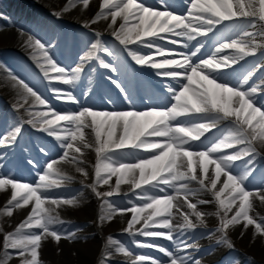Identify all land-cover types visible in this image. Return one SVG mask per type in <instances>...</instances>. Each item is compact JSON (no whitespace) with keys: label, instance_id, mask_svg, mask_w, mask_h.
<instances>
[{"label":"snow or ice","instance_id":"obj_1","mask_svg":"<svg viewBox=\"0 0 264 264\" xmlns=\"http://www.w3.org/2000/svg\"><path fill=\"white\" fill-rule=\"evenodd\" d=\"M77 5H81L82 10L87 9L90 0H66L61 11L55 15L69 12ZM161 5L162 8H157L141 0H101L99 10L84 22L83 27L89 28L101 20H109L107 27L112 29V36L136 65L154 69L158 77L178 81V91L171 86L167 88L174 101L170 107L146 111H97L81 107L79 111L59 113L23 79L8 74L20 98L13 107L17 111L25 110L30 117L27 123L55 137L60 142L63 155L58 161L47 163L35 184L21 182L11 176H0V190L10 189V198L0 215L11 217L14 209L30 206L24 220L12 232L4 233L0 264H8L13 258L10 249L15 250L20 264H40L38 249L43 240L51 238L59 244L62 239L75 238L74 233L55 227L64 223L56 209L61 206L77 207L79 200L75 196L54 199L51 204L55 207L49 208L45 207V193L73 179L57 167L59 162L73 164L78 173L88 175L80 165L84 163V150L89 148H94L96 153L94 183L108 184L113 176L116 177L115 187L107 192H99L96 187L89 186L97 197H111L119 193L120 185L129 184L133 189H141L140 193L133 194L145 201L141 207L133 206L131 209L109 205L110 213L102 219H111L116 213L130 211L133 215L127 221L125 232L172 242L173 247L166 248L155 242L133 241L139 247L155 248L166 257L165 260H158L144 255L133 258L124 245L109 237L114 252L129 258V264H202V260L197 258L202 251L198 239L205 236L211 238L214 233H197V229L206 227L205 217L208 215L199 210V205L213 201L217 205L218 217L216 245L233 248L228 231L237 225L244 230L242 236L249 226H253V236L264 237V217L250 215L254 200L264 204V187L249 189L246 183L254 176V157L264 150V77L252 82L257 69L264 71V63L254 65L237 78L235 84L230 85L222 79L228 71H235L233 66L246 57H254L258 52L264 55V0H189L186 15L175 14L165 0H161ZM225 21L235 22L238 29L236 38L218 44L212 54L202 58L199 53L204 44L198 37H207ZM158 40L172 44L184 41L183 47L189 51L176 53L157 43ZM193 41L196 43L189 47ZM132 44L146 47L150 52L133 50L129 47ZM25 46L32 50L37 66L50 82L72 85L92 61H97L111 72L117 71L99 55L101 52L107 56L114 55L102 43L99 32L95 33L94 42L70 71L58 65L50 55V48L39 39L29 36ZM225 49H231L233 53L219 55ZM37 53L40 55L37 56ZM50 72L55 75H50ZM111 83L125 92L119 81L111 80ZM51 91L57 100L79 103L72 93L56 87ZM36 104L47 107L48 111H30ZM181 117L187 120H181ZM222 121H230L233 127L210 146L203 149L193 147V142L201 141L202 137L207 139L205 134L216 129ZM84 129H91L94 145L86 139ZM21 131L20 122L13 124L5 134L0 135V148L14 145ZM149 137L163 140L153 141ZM126 147L149 152L150 158L127 163L109 155ZM237 161L244 162V170L239 174L234 172ZM29 164L34 162L30 160ZM53 175L58 179H51ZM192 182L199 187H191ZM161 185L172 189L173 193L163 196L148 194V187L164 192ZM200 192L210 193L212 199L193 201L189 198L197 197ZM181 197L183 204L177 203ZM184 205L189 211L182 210ZM174 208L179 213V222L173 219ZM34 229L39 231H32Z\"/></svg>","mask_w":264,"mask_h":264},{"label":"rangeland","instance_id":"obj_2","mask_svg":"<svg viewBox=\"0 0 264 264\" xmlns=\"http://www.w3.org/2000/svg\"><path fill=\"white\" fill-rule=\"evenodd\" d=\"M41 1L42 0H0V4L18 10L21 15L20 19H23V22L26 25L34 26L39 30L43 29L44 31L42 32L47 35L46 38L49 37L51 38V40L59 42L58 46L56 47L58 50L56 48H50V45H52L53 43L50 40V42L47 43L48 47L50 48L51 56H53L52 52L56 54V52H61L62 49L64 50L65 45H69L70 43L71 45H73V41L75 40L82 41V39H84L85 34L87 37L91 38L90 43L94 42V37L92 36L93 34L91 32H83V24L86 20H88V18H81L79 19V21L76 22L73 19H69L68 17L70 16L66 17V15L63 13V15H56V18H50L48 20L43 15L44 9L40 10V8L38 7V4L41 3ZM47 3L48 4H46L47 6L45 7V10L49 11V14L55 15V13L60 12L62 9V2L59 0L56 2ZM50 4L51 6H48ZM41 18H43L44 20L41 21ZM39 21H41V23H39ZM1 24L2 23L0 21V25ZM3 29L4 28L0 26V68L5 67L9 71L15 70L17 72L25 74L24 77H26L27 80H29V78L32 79L27 75V69H29L30 63L26 61V58H24L23 54H21L18 49L8 45V40L4 35ZM224 29H226L225 26L219 28L218 33L223 31ZM2 35L4 36L2 37ZM74 45L75 52L72 53L69 57L67 65H71L75 62L76 57L79 54V51L81 50L79 49V44ZM209 50V46H204L201 49L199 55L201 57H204L208 55ZM234 69L235 71H228L227 74L222 77V79L230 80L231 82L233 81L232 83L237 82V78L241 77L245 71V65L242 64L240 66L235 67ZM9 71L6 72V74H9ZM51 73L52 72H50V74ZM41 75L43 76L42 72ZM171 87L178 90V88L180 87L179 82L174 81ZM149 92L151 93L149 94ZM170 96L164 97L163 95L158 94L156 91L145 87L143 91L139 93V96L133 97L131 101L136 105L161 104L163 106H167L172 100V97ZM45 98L48 104L50 103L49 105L52 104L55 107L59 106V104L57 103V99H55L53 96V93H50V96H45ZM19 99L20 98L17 96V92H13L10 90V83L2 78V72L0 71V135L5 134L9 130V128L16 122H20L21 127L22 125H24V123L28 124L26 121L30 119V117L27 115L25 110L20 109L19 111H17L13 107V105L17 103ZM114 100L117 104L119 103L116 99ZM86 103V100H82L80 101V106H84L86 105ZM93 103L100 104V101L96 100ZM62 106H65L67 109H70L72 111H75L78 107H75L72 104H60V109L62 110L65 109ZM35 107L36 106H33L29 110L32 112H37V107L36 109ZM19 115H23L25 117L21 118L19 117ZM29 130L31 131V138H29L30 141L28 144L24 142V144H15L11 147H5L6 149L0 148V157H2V159H0V176H7L6 170L13 169L10 175L11 177H14L15 179L21 182L35 184L38 182L39 175L43 174L44 170L46 169L47 163H50L53 160L58 161L59 157L63 155V151L60 147V142L52 140V136H49L47 132L38 130V128L33 126H31V128L29 127ZM221 133V129L215 130L214 132H211L206 135L207 139L202 137L201 141L193 142V145H196L199 148H204L205 146H208L209 144H211V142L216 140V138H218ZM20 135H24V132L21 131ZM40 141H42L43 144H41ZM31 145L40 147V154H36L37 152H35V159H33L32 157L28 156L29 151L26 150L27 156L25 155L22 157L20 155V157L22 158L20 159L19 164L12 168L14 161L10 160L11 158L8 155H5L8 154L7 149L10 148L14 149V151L18 150L21 152L22 147L29 148ZM89 150H84V157L82 158L87 159L85 161L83 160L84 163L80 165V167H83L87 171V176L78 173L76 171L75 165L70 163L59 162L57 167L67 174L75 175L77 179H88L90 182V186L96 187L97 191L107 192L115 187L116 180L112 177L108 184L96 185L94 183L95 175L93 170H95L94 167L96 163V153L92 152V150ZM122 154H125L130 160L141 159L150 156V153L146 151L123 152ZM30 160L33 161L34 164H29ZM252 167L254 170V176L250 178L248 184L252 188H255L259 186L260 183H262V178L264 175V172L261 168V160L257 159L256 161H254ZM56 178L57 177L55 175L51 177V179ZM160 187H163L165 191L168 190V188L164 185H161ZM58 188H61V186L53 187L49 191H47L48 194L46 196L47 200L45 202V207L54 208L55 205L51 204V200L68 198L70 196L72 198V196L74 195L73 193L76 192L75 189H72L67 191L66 193L62 192L63 194L60 196L52 194V192L57 191ZM134 192L140 193L141 190L123 194L120 189L119 193H114L111 197H97L95 193L91 191V188H84L83 190H80L79 193L74 195L79 200V206H61L60 208L56 209L59 214V217L63 218L62 221H64V223L62 225H56L55 227L58 230H62L64 232L74 233L75 238L62 239L59 244H57L51 238L43 240L41 248L38 249L40 264H102V262L103 264H129V261L123 260L120 256H118L117 259L111 258L114 253L112 249L113 246L109 243V237L124 245L125 248L127 243L133 242L134 240H139L146 243L155 242L156 244L163 245L166 248H172V242L167 241L163 238H152V240H148V238L146 237L132 235L128 232H125L124 229L127 226V221L131 219L132 215L127 216L123 213H116L112 216L111 219H102V217H106L107 215H109V205L112 207L128 209H131L133 206L141 207L145 201L141 200L137 194H133ZM156 192H160L158 188L153 189L148 187V193L152 194ZM0 197H5V201L3 204L5 206L6 201L10 198V189L7 191L0 190ZM100 201H105L106 204H104L103 206H97V203H99ZM4 206L0 207V211L3 210ZM24 209H14L13 215L11 217H8L6 215H0V229H2V231H0V251L3 250L4 233L12 232L18 226V224L23 221V217L21 215L26 217L30 211V206ZM184 209L183 211H189L186 205H184ZM199 210L208 213V215H206L205 217L206 227L197 229V233L201 231H212L215 233V229L218 225V217L216 216L217 205L214 203L208 204L206 205V207H204L203 205H199ZM252 211L250 212V215H253L255 218L264 217L263 204H254ZM129 213L131 212L129 211ZM173 213L174 221L179 222V213H176L175 211H173ZM231 214L232 213H229V215ZM117 215L119 219L117 218ZM233 230L234 228H231L228 231V237L234 245L233 248H228L226 246H218L215 244L219 233L213 234V236H211L212 239H208V241H206L208 242V244L212 243V249L225 250L226 253L229 252L223 256L216 257L219 263L225 264V259L222 258H228L229 256L239 255L241 256V261L249 262V264H264V237H261L259 235L254 237L252 233L254 231V228L252 231H250L251 233L248 232V236L246 238H244L239 232H234ZM32 231L39 230L34 229ZM205 238L208 237L205 236L204 239ZM95 240L98 242L96 249H94L91 253L87 252L86 248H88V246ZM153 250L154 251H151L152 258H156L158 260L166 259V257H164V255L158 252L155 248H153ZM9 251L13 253V258L8 261V264H20V258H17L15 256V250L10 249ZM141 251L142 249L139 248V252L137 254H133L134 257L140 255ZM203 254H205L204 251ZM200 255H202V252L199 254V256ZM235 257L237 258V256ZM202 264L209 263L202 261ZM227 264H230V262Z\"/></svg>","mask_w":264,"mask_h":264},{"label":"bare ground","instance_id":"obj_3","mask_svg":"<svg viewBox=\"0 0 264 264\" xmlns=\"http://www.w3.org/2000/svg\"><path fill=\"white\" fill-rule=\"evenodd\" d=\"M56 1H58V0H43V1H41V3L39 5H41V6L45 5L46 6V4H48L47 2H56ZM59 1L62 2V7L66 3V0H59ZM100 2H101V0H90V7L89 8L82 10V6L81 5H77L76 8L71 9L69 12H66L64 14L66 16L72 17V19L74 21H76V22L79 21V19H81V18H84V19L88 18V20H89L99 10ZM143 3H145V2H143ZM152 5L156 6L157 8H162L160 0H155ZM188 5L189 4H187V7H188ZM48 6H51V4L48 5ZM175 14H178V15L179 14H184V15H186L187 14V8H186V11L184 13L175 12ZM13 15L18 16L16 9H12L11 10L12 20H11V22L5 24V31H3V32H4L5 37L8 40V44L10 46H12V47L20 49L22 51V53L28 58V61L32 64V66L30 65L29 69H27V75L32 78V79L29 78L32 83L29 80H28V82L25 81L23 79V78H25L23 75H21L22 77H20L19 76V74H21L20 72H18L19 74H17V73H14V74L11 73V74L16 75L20 79H23L26 83L29 84V86H31L34 90H36L38 92V94H41L42 97L45 98V96H47L48 94L51 93V88H53L54 86H58L64 92H69V93H72L73 95H75L79 102H80V97H82V93L84 94V96H83V98H81V100L82 99H89L91 101L102 100V102H100L99 105H94L91 102V103L86 104L84 106V107H89L92 110H97V111H146V110H149V109H152V108H157V109L164 108L162 106H136L133 103H131L130 98L132 96L138 95L140 92L143 91V87H146V86H150V87L156 89L157 91H159L162 94H169L168 91H167V88H168V86L172 85L174 80L158 77L155 74V70L154 69H151L150 67H142V66L136 65L134 61H133L132 66L130 67V66H128V64L125 61L120 59V57H119L120 54L122 56L123 55L124 56H128V54H127L126 51L123 50V46L119 45V43L112 36V34H111L112 29L107 27V24L110 22L109 20H101L100 22L96 23L95 25H92L91 27H89L88 30L90 32L94 33V34L96 32L101 33V41H102V43L106 47H108L110 50H112L114 55L113 56H107L103 52L99 53V55L101 56L102 59H105L106 62H109L114 67H116L117 71L116 72H111L109 69H105V68L101 67L100 64L97 61H92V62H89V64L86 66V71L81 74L82 83H80V85L77 84V81L74 84H72V85H63L62 83H59V82H50L49 80L46 82L43 79L42 80L38 79V74L37 73H40L41 70H40V68L37 66V64L35 62V59H34L33 54H32V50L25 46V41L28 39L29 36H33L34 38L39 39L40 41L44 40L43 43H45L47 46H48L47 43H49L50 41L51 42H54V41L51 40V38H49L50 41H48V39L46 38L47 35L44 32H42V31H44L43 29L39 30L38 28H36L34 26L27 28L26 26L14 25L15 16L13 17ZM119 22L120 21H119V18H118V24H119ZM131 23H136V21H131ZM118 24H117V26H118ZM227 24L230 25V26H235L236 27L235 22H233V21H225V22H223L222 25H217L216 29L218 27H220V26L227 25ZM0 26H2V25H0ZM47 29H48V27H47ZM248 30L249 31H255V29H248ZM52 31H54V30H52ZM237 31H238V29L236 27L234 32L229 33L222 40L214 42L213 45H212L210 54H212V52H214V50L218 46V44L227 42L230 39H235ZM212 34H213V32L209 33L207 37H198V40L201 43L205 44L206 42H208L210 40V37H211ZM4 35H2V37ZM92 36L95 39V36L94 35H92ZM171 39L181 40V38H179V37H171ZM257 39H259V37H257ZM157 43L162 44L163 47L166 48V49L175 50L176 53L189 51L188 48H184L183 47L184 41H182L179 44H172V43H169L167 41L158 40ZM191 43L195 44L196 42L193 41ZM80 44H82L83 48H82V50L79 51L80 55L77 57L78 60H79L80 56L83 55L84 52H86L88 50V47H90L91 43L88 40H86L84 43L80 42ZM54 45H52L50 48H53ZM129 47L132 48L133 50H139L141 53L150 52V49H148L146 47H141L138 44H132V45H129ZM72 51H73V49H71V52ZM62 52H64V50ZM232 53H233V50L225 49L219 55H230ZM39 55L40 54L37 53V56H39ZM64 55H65V57L67 56V51L65 52ZM58 56L61 57V55H58ZM208 56H206L205 58H207ZM129 58L131 59V57H129ZM176 58H179V57L177 56ZM65 59H67V57ZM245 60H249L251 62V66L248 69V70H251L254 65H256L258 63H264V55H261L260 52H258L256 56H254V57H246ZM245 60H242V61H245ZM56 62L58 63L59 66L64 67L66 71H70L72 68L75 67V65H70L68 67L65 66L67 63L62 58L58 59V61H56ZM234 66H236V65H234ZM259 72H264V71H260L259 69H257L256 72H255V75L258 74ZM262 74H263L262 76L264 77V73H262ZM50 75L54 76L55 74H50ZM7 77H8L7 79H10L9 75ZM109 77H111V79H109ZM105 79L107 80V82H108V84L110 85L111 88L106 87V86L104 88H102V84L104 82H106ZM260 79H261L260 77L259 78L255 77L252 82H258ZM111 80L119 81L122 84V86L125 88V92H121L119 89H117L115 87V85H113L111 83ZM186 82L187 81H184V83H186ZM10 84H11L10 85L11 90L13 92H17V90L12 87L11 81H10ZM229 84L232 85L231 83H229ZM193 87H195V85H193ZM101 89H103V91ZM178 90H179V88H178ZM113 91L115 92L116 97L118 98V100L120 102V104H118V105L115 104L114 101H113V98H114L113 95H112ZM59 101H61L64 104H70L71 103V102H66L64 100H59ZM172 103H174L173 100L167 107H170ZM73 104L78 105V103H73ZM36 106L39 107V108H37L38 112L42 113V112L48 111V108L45 107V106H40L38 104H36ZM81 107L82 106H78L76 111H79ZM51 108L54 109L55 111L59 112V113L75 112V111H72V110L67 109V108H65L63 111H59V109H55L52 106H51ZM35 109H36V107H35ZM49 118H51V117H49ZM180 119L181 120H185V121L187 120V118H185V117H181ZM173 123L175 124V122H173ZM232 127H233V125H232V123L230 121H222V122H220L217 125L216 129L212 130V132L217 130V129H222L223 130L222 134H226L228 132V130L230 128H232ZM22 130L24 131L25 134L18 137V139L16 141V143H18V144L22 143V142H26L27 139L29 138L30 134H31V133H29V131H27L26 128H24ZM84 132H85V137L89 141V143H92L94 145V134L92 133L91 129H84ZM206 134L208 135V133H206ZM222 134L219 137H221ZM148 139L153 140V141H155V140H161L162 141L163 140V138H154V137H149ZM210 145L211 144H209L208 146H210ZM193 147L197 148V149H203V148H199V147H197L195 145H193ZM239 147H242V146H239ZM6 148H4V149H6ZM89 149L92 150V152H95V151H93L94 148H89ZM7 151H8L7 152L8 154H5V155H8L12 160H14L16 162H17V160H19V155L17 154V152H14L13 149H10V148L7 149ZM135 151H144V150H142V149H134V148H131V147H126L124 149L114 150V152L109 153V155L112 156L113 159H116V160H120V161L127 162V163H134V162H136L139 159L130 160L125 154H122V153L123 152H135ZM262 157H264V150H261L259 152V154L255 156V158H259V159H263ZM145 158H150V156L149 157H145ZM82 159L85 161L87 158H82ZM235 163H236V168L234 169V172L236 174H239L240 172H242L244 170V162L243 161H237ZM15 164H17V163H15ZM263 172H264V168H263ZM11 173H12V171L6 170V175L7 176H10ZM68 175L73 177V179L70 180V181H65L61 185V188H58L57 191L52 192V194L60 196L63 193H66L69 190L75 189L76 192L73 193V194L76 195L77 193H79L80 190H83L84 188L90 189L89 188L90 182H89L88 179H84V180L83 179H77V177L75 175H72V174H68ZM113 178L116 180L115 176H113ZM249 181H246V183L248 184ZM190 186L193 187V188H198L199 187L197 184H195V182H192V184ZM259 186L264 187V175H263V178H262V183H260ZM144 187H148V186H144ZM248 187H249V189H255V188H252L251 186H249V184H248ZM120 189L122 190L123 193H129L131 191L139 190V189H133L132 186L129 185V184H122ZM165 193L172 194L173 190L168 188L167 191H164V192H161V193L160 192H156V193H152V194L148 193V194L149 195H160V196H163ZM47 194L48 193L46 192L45 195L47 196ZM4 198L0 197V205H1L0 207L4 206L3 205L4 201H5ZM68 198H71V196L68 197ZM189 198L193 199V201H195L196 199L209 200V193L200 192L197 197H189ZM177 203L183 204L182 197L177 200ZM253 203L254 204H256V203L261 204L258 200H254ZM97 204L99 206H103L104 204H106V202L105 201H100ZM206 205H208V204H203L204 207H206ZM183 207H182V209H183ZM233 210H235V209H233ZM173 211L177 212L175 208L173 209ZM123 214H125L127 216L133 215L132 213H129V211L123 212ZM140 215H144V214L141 213ZM21 216L23 217V220H24L25 217L23 215H21ZM117 218H118V215H117ZM60 219L63 220V218H60ZM120 223H121V221H120ZM115 224H117V223H115ZM252 230H253V226L248 227L247 231L244 232L243 237H247L248 236V232L251 233L250 231H252ZM161 231H163V229H161ZM233 231L234 232H239L241 234V232L244 231V230H243L241 225H237V226L234 227ZM149 239L152 240V238H148V240ZM206 241H208V238H205V239L201 238L200 240L198 239V243H199V245L201 247V250H203V251L209 249L212 246L211 243L208 244V242H206ZM97 245H98V242L95 240L94 242H92L88 246V248H86V251L91 253L94 249H96ZM72 246H73V244H72ZM139 248L142 249V251L140 252V255L152 257V255H150L151 253L149 254V252L151 251V248L139 247L133 242H129L126 245V249L132 254L133 258H134L133 254H135V253L137 254L139 252ZM112 249H113L114 255L111 258L117 259L118 256H120L123 260L129 261V258H127V257H125L123 255H120V254H116L114 252V248H112ZM217 250L213 249V252L209 256H205L203 254V251H201L202 255L198 256L197 258H199L202 261H205L206 263H209V264H218V261H217L216 257L222 256L223 255V251H217ZM204 253H208V252L204 251ZM260 255H261V253H260ZM230 258L231 259H229V258L228 259L232 260L231 264H249L248 262H245V261L236 262L235 261L236 257H233V256H231ZM38 259H39V257H38ZM219 264H221V263H219Z\"/></svg>","mask_w":264,"mask_h":264}]
</instances>
